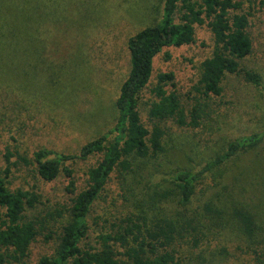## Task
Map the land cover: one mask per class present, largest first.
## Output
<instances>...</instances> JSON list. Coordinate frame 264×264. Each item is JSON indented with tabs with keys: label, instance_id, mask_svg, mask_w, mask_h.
<instances>
[{
	"label": "rangeland",
	"instance_id": "1",
	"mask_svg": "<svg viewBox=\"0 0 264 264\" xmlns=\"http://www.w3.org/2000/svg\"><path fill=\"white\" fill-rule=\"evenodd\" d=\"M162 10L163 0H0V169L6 166L7 150L29 157L41 147L77 153L85 142L109 129L117 117L115 100L130 70L128 38L155 23ZM251 36L253 51L243 65L260 74V85L247 82L241 74H227L221 95L210 96V112L200 128L164 122L165 152L157 161L159 173L169 176L178 168L198 169L234 138L264 130V16L251 28ZM197 37L195 44L156 54L150 83L158 73L173 71L178 89L187 94L199 61L209 53L206 31L200 29ZM149 91L150 87L142 92V117L147 116ZM97 159L93 155L68 164L77 190L85 187L86 171ZM10 168L11 189H27L39 196L27 210L41 227L30 245L29 262H34L52 251L55 236L47 240L45 235L57 233L64 220L59 209L70 199L64 191L66 179L60 175L45 181L32 165ZM223 171L222 176L213 172L206 177L200 201L218 202L229 195L239 199L254 211L258 239L264 243V139ZM160 179L155 176L154 182ZM223 185L228 187L221 189ZM123 210L122 201L111 205L101 200L95 205L88 216L87 241L94 242L112 215ZM250 249L228 231L214 234L192 254L179 255L180 264H264V245L257 255Z\"/></svg>",
	"mask_w": 264,
	"mask_h": 264
},
{
	"label": "trees",
	"instance_id": "2",
	"mask_svg": "<svg viewBox=\"0 0 264 264\" xmlns=\"http://www.w3.org/2000/svg\"><path fill=\"white\" fill-rule=\"evenodd\" d=\"M262 16L264 0H163L160 18L128 38L130 70L115 100L117 117L109 129L85 142L77 153L41 147L30 157L9 150L4 154L0 264H180L179 255L192 254L214 234L228 231L257 255L264 243L258 239L252 208L230 195L214 202L200 201L199 194L204 193L209 174L222 176L223 168L240 153L257 149L264 130L234 138L198 169L178 168L164 176L156 167L165 152L164 122L200 128L210 112L209 98L221 95L227 74H241L247 82L260 85V74L245 67L243 60L252 54L251 28ZM200 29L208 34L209 53L199 61L189 93L178 89L173 71L158 73L150 83L156 54L165 48L195 44ZM148 87L151 100L147 116L142 117V92ZM93 155L99 159L87 169L85 187L77 190L68 164ZM14 164L34 166L45 181L63 175L64 191L70 195L67 205L59 209L64 220L58 232L45 235L47 240L55 236L52 251L34 262H29L30 245L41 227L27 216V210L36 205L39 196L9 187L10 166ZM158 175L160 181L154 182ZM101 200L111 205L122 201L124 210L112 215L94 242H89L88 216Z\"/></svg>",
	"mask_w": 264,
	"mask_h": 264
}]
</instances>
